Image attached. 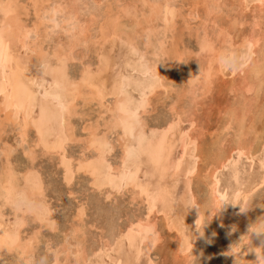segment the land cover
Listing matches in <instances>:
<instances>
[{"label": "bare ground", "instance_id": "bare-ground-1", "mask_svg": "<svg viewBox=\"0 0 264 264\" xmlns=\"http://www.w3.org/2000/svg\"><path fill=\"white\" fill-rule=\"evenodd\" d=\"M60 1L62 0H26L24 4H21L19 0H0L2 16L0 20V139L4 134V125H9L14 133L16 132L15 147L22 148V153L28 163L22 171L20 170L21 172L16 171L13 166L15 164L11 163L15 147L6 143L0 147V264H8V261L11 263L10 260H14L17 264H35L36 250L43 237L40 230L46 229L53 233L57 231V217L54 215L57 211L53 210L46 200L47 187L42 179L45 177H41V172L34 166L40 156L50 160L54 159L55 164L53 161L51 162L55 165L56 171H59L61 176L59 178L61 183L67 187L66 194L69 198H73L75 195L71 186L76 179L83 176L86 177L87 191L94 192L98 198H101L100 202L114 204L118 198L127 196L130 204H142L145 209L143 216H134L135 218L132 220H125V224L121 227L118 226L119 228L112 224L114 221L110 225L111 219H107L110 221L108 226L103 224L104 227H97L100 233L94 242L83 224L87 205L80 204L75 208V212L69 215L71 219L69 220L72 222L70 223L72 226L69 225L72 227L69 236L64 237V240L59 242L53 250L48 244H45L46 250L52 256L47 264H139L143 255L148 257L147 264H157L151 255L160 243L156 227L157 218L163 222L164 226L178 234L176 256L186 253L192 244L194 256H198L203 250L206 254H204L205 257L198 256L199 264H245V262L246 264H257L256 249H259L260 256L264 257V234H252L250 243L241 246L237 253H232L231 248L239 242L243 235L247 234L249 225H245L246 228L244 227L240 234H233L236 232L233 231L224 245L221 243V237L225 233L224 229H233L244 213L240 211V207L238 208L236 203L241 200V206H243L245 201L253 202V198L257 194L264 193V110L257 109L251 104V102L259 100L260 94L264 92V38H260V42H257L258 39H256L260 36L258 33L261 28L257 31L258 36L254 38L255 41L251 38L253 36L247 38L248 34L246 37L242 35L244 39L241 38L243 40L239 42L242 43L241 45L232 42L233 35H225L226 38L222 37L223 40H220L218 34L220 31H217L213 26L212 30L208 31L205 27L207 22H205V26L202 25V30L200 29L202 31L200 37L196 36L198 53L195 55L197 61L195 59V65L189 70L187 79L185 78L188 85L187 93H190L191 96L194 95L195 98H197L196 94L202 97L206 92H209L215 79L223 78L220 74L223 72L222 68L226 67L223 66L226 61H233L240 50L245 49L244 51H246V46L252 45L256 48L257 43L263 42V45L260 44L261 47L259 46L255 51L249 53L250 57L247 60H242L243 67L237 71L239 87L235 84L240 90L238 93L242 96L239 98L241 100H237L236 107L235 105L231 108L229 106V110L221 116L222 125L215 130L216 134L228 135L229 142L228 139L225 140V137L219 136L220 138L216 137L210 147L208 146L209 148L202 151L199 144H196L197 138L188 136L190 133L188 135L186 133L189 138L188 143L184 141L186 138H180L178 144L175 141L179 122H184L187 119L186 117L182 118L185 112H176L175 105L180 101L181 96L176 97L177 89L174 91L175 86L174 88L172 86L174 82L171 83L170 80V83L167 82V76L171 75L170 72H175L171 71V67L173 69L175 64V69H177L185 55L184 50L179 51L180 45L178 48L173 44L176 42L173 40L176 37L175 34V37L171 35L174 27L173 16L171 17L173 0H150V2L136 0L134 4L128 0L130 3L125 1L128 3L127 6H119L121 7H118L119 9L116 7L118 11L114 8L112 12L109 8L107 15L103 12L106 7H103L102 12L106 15L104 19L94 21L93 24L89 23V26L78 20L74 11L68 8L65 1V4ZM258 1L260 2V0ZM248 3L251 4V2ZM106 4L107 2L105 6ZM209 5L210 3L207 5L208 12L212 8ZM220 5L219 3L218 6ZM231 6L236 11L237 8ZM249 6L251 8V5ZM258 6L260 7V3ZM144 7L145 11L141 9ZM77 9L79 10L78 7ZM212 10L211 12H213ZM95 11H92L94 16ZM257 11L259 10L256 9ZM244 12H246L245 9L242 13ZM30 13L34 17L31 21L28 20ZM237 16L233 17L237 18ZM262 17L264 18V15ZM256 22L258 23L257 19ZM233 27L236 28L234 25ZM257 27H261L259 23ZM262 27L264 28V25ZM261 31L264 32V29ZM197 32L199 34V31ZM250 32L251 35L253 32ZM55 34L56 36H54ZM254 34L256 36V32ZM52 36H54L53 40ZM114 37L122 39L129 48V57L127 56L126 63L123 62L127 64L129 71L126 70L123 74L117 75L118 77L113 80L110 87H107L103 76L105 71L111 67L109 59L105 56L108 52L104 54L103 51H100V47L108 38ZM237 38H239L238 34ZM47 40L50 44L52 42L51 46L47 44ZM44 44L49 46L45 47ZM12 46H19L24 51V56L20 57L21 54L19 58L14 56ZM110 48L112 47L110 46ZM89 55L97 58L95 70L92 63L86 61ZM76 62L79 63V67L77 72L73 73L70 70ZM226 65L228 66V64ZM29 68H34L40 78H48L47 88L42 87L41 92L34 90L35 84L28 75ZM158 88L163 89L166 93H175V100L171 101L170 99V108L166 107V109H170L171 116L168 114L170 118L164 124L156 127L157 125H149L147 115L154 110L152 99L156 96L155 92ZM176 88H179L177 83ZM249 93L251 95L245 97L244 94ZM198 101L197 99L195 103L197 104ZM234 102L236 103V101ZM191 103L193 102L191 101ZM249 103L257 110L251 109L248 106ZM89 106L90 108L94 106L92 112L95 110V115L84 118L87 116L84 108H89ZM183 107L180 106L181 109ZM76 118L83 121L84 125L81 131L77 130L73 122L74 119L76 121ZM191 119L193 121V116ZM226 142L229 143L227 149H225ZM72 145L78 146L77 154L72 155L68 151ZM178 148H180V153L175 156ZM115 149L118 150V155L114 162H110V157L112 158ZM243 159L249 165L248 169L242 166ZM198 160L207 161L205 163L208 164L210 162L207 172L203 174L205 175L204 182L200 181L199 170L196 169ZM254 160H257L262 169L258 178L254 174V176L249 175V168L253 166ZM38 166L40 167V165ZM143 167H147L144 172L148 177L146 182L140 180ZM180 175L184 180V186L183 191L178 193ZM226 178L233 180L234 184H230V182L227 185L223 184L225 185L224 189L221 187V179L225 180ZM226 187L230 188L233 205L229 208L223 205L217 213L212 215L208 223L202 227V234L201 229H197L202 217H198L197 209L192 208L191 214L194 216L195 231L187 234L183 214H181L183 210L180 212L178 209L181 206L183 208L192 200L199 202L198 194L202 196V200L200 199L199 202L201 204L209 200L215 203L226 201L228 198ZM193 189H196V193ZM32 201L47 209L46 222H41L39 217L44 214L39 210H36V215L29 212L27 205ZM260 203H264V195ZM256 208H258L257 212L254 211L256 216L249 222L250 224L255 222L258 217L264 216V208ZM126 211L128 210L126 209ZM205 214L207 215V213ZM28 222L35 224L36 229L25 232L24 227L26 228ZM191 234L192 239L190 240ZM67 237L69 240L66 239ZM209 239L211 240L210 244L206 245V241ZM49 241L51 240L49 239ZM45 243L47 242L45 241ZM42 244L44 245L41 242ZM205 247L209 252H205ZM201 255L203 254L201 253Z\"/></svg>", "mask_w": 264, "mask_h": 264}, {"label": "rangeland", "instance_id": "rangeland-1", "mask_svg": "<svg viewBox=\"0 0 264 264\" xmlns=\"http://www.w3.org/2000/svg\"><path fill=\"white\" fill-rule=\"evenodd\" d=\"M21 4H24V1L26 0H19ZM22 1V2H21ZM64 1L67 3L66 5L68 6L69 9H71V11H74L73 13L76 14L78 20L80 22H83L86 26H89L88 24H93L94 21H101L104 19V17L107 15V11L109 10H112V12L114 11V8L117 10V8L119 6H127L128 3L132 2L133 4L135 3L136 0H122L124 2H122L121 0H80V1H75L76 4H74V0H62L60 2H63ZM117 1V2H116ZM127 1V2H125ZM150 2V0H147ZM151 1H154V0H151ZM157 1V0H155ZM160 1V0H158ZM214 3H213V2ZM220 1V2H219ZM73 2V3H72ZM80 2V3H79ZM103 2V3H102ZM107 2L106 6H105V3ZM202 2V3H201ZM204 2V3H203ZM207 2V4H206ZM239 2V3H237ZM247 2V3H246ZM248 2H251L248 3ZM70 3V5H69ZM92 3V4H91ZM99 3V4H98ZM208 3H210V5L212 6V3H213V10L212 8H210L213 12H211V10H209L210 12H208ZM221 4V8H219L220 6H218V4ZM222 3H225L222 5ZM257 5H256V4ZM259 1L258 0H173L172 1V5H171V8H172V11H171V17H172V24L173 26V30H172V33L171 35L175 36L178 38H175L173 39L174 41H176L175 43V46L177 45L178 48H181L179 49V51H182L184 50V57L182 58V60L179 62V67L177 66V69H175V64H174V67L172 69L171 67V71H175L173 73L170 72V77L167 76V82L170 83H173V88L175 86V89L174 91L176 92V97L179 95L181 96L179 98L180 101L177 102V98H176V105H175V108L177 109L176 112H185L182 116V118H185L186 117V121H181L179 122V125H178V130L176 131L175 133V141L176 143L178 144L179 141L181 140L180 138H186L184 141L185 143H188V136H194L197 138V145L199 146L200 149H202V151H204V149H207L210 147V145L212 144V142L214 141V139H216V137L219 139L221 136L222 138L225 137L228 142H229V139L230 137H228V135H224V133H221V134H216L215 130L220 126L222 125V122H223V119L221 118V116L223 115V113L227 112L229 110V106L230 108L232 106L237 105V100H241L239 98H241L242 96L239 95L240 93V90H238V87H239V84H238V70L240 71L241 67H243V61L247 60L249 57H250V52L252 51H255V49L257 47H261V45H263V42L262 43H257L255 45L256 48H254L252 45H248L246 46V51L244 50H240L238 53L241 55L238 54V56L233 59V61H226L223 66H226V67H223L222 68V74H220L221 76H223V78L221 80H218V79H215V81H213L214 83L211 85L210 89H209V92H206L205 95H203L202 97H200L198 94H196V97L194 95L191 96V94L189 95L187 93L188 91V85H187V76L189 74V70L191 69L192 66L195 65V59L197 61V56L195 55L196 53H198V46H197V38L196 36L200 37L201 33H202V28L203 26H205L208 31L212 30V26L217 29V31H220L219 34V38L220 40H223V38H226L225 35L227 36H232V42L234 41V43L238 44V45H241L242 43H239V42H242L244 38L242 37H246V34L247 35V38L251 37L253 38V41H255L254 38H256L258 35H260L258 38V41L257 42H260V38H264V32H262L261 30H263L264 28L262 27L264 24H263V21H264V18L262 17V15H264V5H261L260 3V7L258 6L259 5ZM46 4V3H45ZM65 4V3H64ZM63 4V5H64ZM102 4V5H101ZM113 4V6H112ZM121 4V5H120ZM137 4V3H136ZM135 4V5H136ZM206 4V5H205ZM246 4V6H245ZM248 4V5H247ZM89 5V6H88ZM115 5V6H114ZM198 5V6H197ZM209 5V6H210ZM237 8L236 11L234 8H232V6ZM240 5V6H239ZM251 5V8L250 6ZM71 8H70V7ZM74 6V8H72ZM76 6V7H75ZM96 6V7H95ZM186 6V7H185ZM205 6V8H204ZM215 6H216V9H215ZM226 6V7H225ZM228 6V8H227ZM258 6V7H257ZM77 7L79 8V10L77 9ZM103 7H106L104 8L105 11H103ZM117 7V8H116ZM119 7V8H121ZM176 7V9H175ZM191 7V8H190ZM219 8V11L218 8ZM231 7V8H229ZM246 7V8H245ZM248 7V8H247ZM257 7V8H255ZM263 7V8H262ZM118 8V9H119ZM193 8V9H192ZM197 8V9H196ZM255 8V9H254ZM73 9V10H72ZM139 9V8H138ZM141 9H144V11L146 10L145 7L144 8H141ZM215 9V11H214ZM220 9L221 10V13H220ZM224 9V10H223ZM246 10V12L242 13L243 10ZM253 9V10H251ZM256 9L259 10L256 12ZM96 10L95 12V16L94 14L92 15V11ZM115 10V11H116ZM192 10V11H191ZM231 12H230V11ZM238 10V11H237ZM77 11V13H75ZM106 13H103V12ZM118 11V10H117ZM102 12V13H101ZM235 12V13H234ZM237 12V14H236ZM253 12V13H251ZM79 13V14H78ZM94 13V12H93ZM99 13V14H98ZM208 13V14H207ZM210 13V14H209ZM212 13V14H211ZM218 13V15H216ZM224 13V14H222ZM228 13V15H227ZM261 13V14H260ZM83 14V15H81ZM173 14V15H172ZM259 14L261 15V19L258 17ZM207 15V17H206ZM232 15V16H230ZM237 18H234L236 17ZM79 16V17H78ZM217 16V17H216ZM219 16V17H218ZM227 16V17H226ZM230 16V17H228ZM234 16V17H233ZM31 17V18H29ZM84 17V18H83ZM87 17V18H86ZM90 17V18H89ZM94 17V18H93ZM98 17V18H96ZM82 18V19H81ZM205 18V19H204ZM223 18V19H221ZM228 18V19H227ZM255 20H252L254 19ZM2 19V16H1V12H0V20ZM34 17L33 15L30 13V15L28 16V20H33ZM81 19V20H80ZM176 19V20H175ZM202 19V20H201ZM204 19V20H203ZM215 19V20H214ZM240 20V25L238 23V21ZM256 19L259 23V26L261 27H257L258 26V23L256 22ZM89 20V21H88ZM201 20V21H200ZM229 20V21H228ZM236 20V21H235ZM238 20V21H237ZM87 21V22H86ZM228 21V22H227ZM231 21V22H230ZM260 21V22H259ZM92 22V23H91ZM203 22V24H202ZM205 22H207L205 24ZM210 22V23H209ZM216 22V23H215ZM255 22V23H253ZM82 23V24H83ZM201 23V24H200ZM209 23V24H208ZM238 23V24H237ZM253 23V25L257 26H253L251 25ZM260 23H262V25H260ZM189 24V25H188ZM205 24V25H204ZM211 24V25H210ZM214 24V25H213ZM226 24V25H225ZM242 24V25H241ZM199 25H203L202 27L199 26ZM209 25V26H208ZM230 25H231V28H230ZM233 25L237 28H234ZM208 26V27H207ZM210 26H211V29H210ZM243 26V27H242ZM222 27V28H221ZM182 28V29H181ZM199 28V29H198ZM225 28V29H224ZM254 28V29H253ZM259 28H261V30H259ZM263 28V29H262ZM176 29H178L176 31ZM190 29V30H189ZM198 29V30H197ZM201 29V30H200ZM220 29V30H218ZM230 29V31H229ZM237 30V31H236ZM259 30V33L257 35V31ZM195 31V32H194ZM199 31V34L198 32ZM223 31V32H221ZM236 31V32H235ZM253 32L251 35L249 34V32ZM175 32V33H174ZM188 32V33H187ZM193 32V33H192ZM238 32V33H237ZM241 32V33H240ZM250 32V33H251ZM256 32V36H255V33ZM179 33V34H178ZM223 33V34H221ZM236 33V34H235ZM182 34V35H181ZM186 34V35H185ZM237 34H238V37L237 38ZM263 34V36L261 37V35ZM179 35V37H178ZM189 35V36H188ZM191 35V36H190ZM222 35V36H221ZM244 35V36H242ZM56 36V34L54 35ZM52 36V40H53V37ZM223 37V38H222ZM242 38V39H241ZM113 39V40H112ZM115 39V41H114ZM176 39V40H175ZM180 39V40H179ZM119 40V41H118ZM242 40V41H240ZM264 40V39H263ZM122 43H121V42ZM47 44H49L50 46L52 45V42L50 44V42H48V40L46 41ZM106 43V46H104ZM183 45H182V44ZM261 44V45H260ZM47 45V46H49ZM112 48H110V46ZM180 45V46H179ZM45 47H47L45 44H44ZM250 46V47H249ZM103 47V48H101ZM100 47V51L105 54V56L109 59V64H110V69L105 71V74L103 76L104 79L106 80V86L107 87H110L111 83L113 82V80H115L119 74H123L124 72H126V70L129 71V68L127 67V64H124L123 62L125 61L126 63V60L128 59V55H129V48L124 44V41L120 38L118 39V37H114V38H108L106 41H104L102 43V46ZM110 49H109V48ZM114 47V48H113ZM124 47V49H123ZM183 47V48H182ZM105 48V49H104ZM250 48H251V51H250ZM254 50H253V49ZM15 49V50H14ZM113 49V50H112ZM115 49V50H114ZM118 49V51H117ZM123 49V50H122ZM197 49V50H196ZM126 50V51H125ZM194 50V51H193ZM16 54H15V52ZM22 51V52H21ZM12 52H13V55L16 56L17 58H19V55L20 57H23L24 56V51L20 49L19 46H12ZM100 52V53H101ZM111 52V53H110ZM118 52V53H117ZM124 52V53H123ZM191 52V53H190ZM195 52V53H194ZM19 53V54H18ZM117 55H116V54ZM121 53V55H120ZM245 53V54H244ZM102 54V53H101ZM119 54V56H118ZM191 54V55H190ZM247 54V56H246ZM116 55V56H115ZM123 56V57H122ZM128 56V57H127ZM187 56V57H186ZM246 58H245V57ZM92 55H89V58L86 59V61L88 62H91L92 64V67L94 69V67L96 68V60L97 58L96 57H93ZM187 59H186V58ZM244 57V58H243ZM120 58V59H119ZM122 58V59H121ZM127 58V59H126ZM242 58V59H241ZM92 59V61H91ZM185 59V60H184ZM189 60V61H187ZM239 60V61H238ZM243 60V61H242ZM183 61V62H182ZM237 62V63H236ZM78 64V65H77ZM124 64V65H123ZM228 64V66L226 65ZM236 64V65H235ZM238 64V65H237ZM75 65V66H74ZM94 65V66H93ZM124 67H123V66ZM191 65V66H189ZM235 65V67H234ZM73 68L70 70V71H73V73H76L77 72V69L79 67V63L76 62L74 63L73 65ZM76 67V68H75ZM228 67V68H227ZM128 68V69H127ZM189 68V69H187ZM240 68V69H239ZM33 69V70H32ZM29 68L28 69V75L30 76V79L33 81V83L35 84L33 86L34 90L39 92L40 90L42 91L43 89H41L42 87H45L47 88V82H48V78L45 77V78H40L39 75H37V71L34 69V68ZM118 69V70H117ZM180 69V70H179ZM95 70V69H94ZM116 70V71H115ZM187 70V71H186ZM226 70V71H225ZM108 72V73H107ZM169 72V71H168ZM235 73V74H234ZM38 76V77H34L33 76ZM113 74V75H112ZM168 74V73H167ZM224 74V75H223ZM118 75V76H117ZM110 76V77H109ZM112 76V77H111ZM237 76V77H236ZM233 77V78H232ZM109 78V79H108ZM172 78V79H171ZM186 78V79H185ZM43 79V80H42ZM43 82H42V81ZM170 80V81H169ZM224 80V81H223ZM236 80V82H235ZM110 81V82H109ZM185 82V83H183ZM226 82V83H225ZM230 82V83H228ZM232 82V83H231ZM234 82V83H233ZM176 83H177V87L179 88H176ZM182 83V84H181ZM185 84V85H184ZM238 86H236V85ZM179 85V86H178ZM227 85V86H226ZM228 85H229V89H228ZM233 85V86H232ZM235 85V87H234ZM224 86V88H223ZM237 88V90H236ZM162 89V88H161ZM233 91H232V90ZM157 90H159L160 92H158ZM155 92V95L158 96L156 97H153L154 99H152V108H154V110L152 111V113H149L147 115V120H148V123L150 126H160L162 124H164L171 116V113H170V109H166L167 108H170V105H171V101L172 99L175 100V93H166L164 92V90H160V88H158ZM184 90V91H183ZM40 91V92H41ZM162 91V92H161ZM223 92V93H222ZM239 92V93H238ZM236 93V94H235ZM183 94V95H181ZM207 94V95H206ZM167 95H170L167 97ZM237 95V96H236ZM245 97H249L248 95H251V93L249 94H244ZM262 95V96H261ZM166 96V97H165ZM174 96V97H172ZM264 92H262V94H260L259 96V100H257L256 102H251V104L253 106H255L257 109H263L264 110ZM170 97V98H169ZM186 97V98H185ZM205 97V98H204ZM238 97V98H237ZM251 97V96H250ZM194 98V100L198 99L199 101L197 102V104L195 103L196 100H192ZM203 98V99H202ZM163 99V100H162ZM169 99V100H167ZM171 99V101H170ZM262 99V100H261ZM165 100V101H164ZM182 100V101H181ZM155 101V102H154ZM160 101V102H158ZM170 101V102H169ZM191 101L194 103H191ZM236 101V103L234 102ZM262 101V102H261ZM158 102V104H156ZM185 102V103H184ZM188 102V103H187ZM231 102H232V105H231ZM169 103V104H168ZM181 103V105H180ZM230 103V104H229ZM162 104V105H161ZM178 104V106H177ZM184 107H183V105ZM190 104V105H189ZM202 104V105H201ZM227 104V105H226ZM259 104V105H258ZM156 105V106H155ZM166 105V106H165ZM252 105H250L249 103V107L251 109H254L255 107H251ZM183 107L182 109L180 108ZM187 106V107H186ZM239 106V105H238ZM258 106V107H257ZM193 107V108H192ZM195 108V109H194ZM228 108V109H226ZM254 109V110H257V109ZM86 109V110H85ZM92 109H94V106H89V108H84V110L86 111L85 114L87 115L86 117L84 118H90V117H93V115H95V110H93L92 112ZM164 109V110H163ZM169 110V111H168ZM196 110V111H195ZM156 111V112H155ZM94 113V114H92ZM196 113V114H195ZM167 114V116H166ZM170 116H169V115ZM194 114V115H193ZM89 115V116H88ZM186 115V116H185ZM3 116V114H2ZM1 116V117H2ZM192 116H193V121H192ZM188 117V118H187ZM198 117V118H197ZM224 117H225V114H224ZM223 117V118H224ZM195 119V120H194ZM77 121V122H76ZM76 121L75 119L73 120L75 126L77 127V130L81 131V128L82 126L84 125L83 124V121L80 119H77L76 118ZM189 121V122H188ZM201 121V122H200ZM194 122V123H193ZM152 123V125H151ZM4 134H2L1 136V139H0V147L3 146V143H6L7 145L9 146H13V148L16 146V141H17V136H16V132L14 133L13 129H11V127L7 124L4 125ZM183 126V127H182ZM189 126H190V129H189ZM200 127V128H199ZM202 127V128H201ZM9 128V129H8ZM183 128V129H182ZM200 129V130H199ZM11 130V131H10ZM183 130V132H182ZM198 130V131H196ZM180 132V133H179ZM198 132V133H197ZM204 132V133H203ZM187 133V135H186ZM193 134V135H192ZM204 134V136H203ZM216 134V136H214ZM220 136V137H219ZM6 137V138H5ZM31 137V136H29ZM202 137V139H201ZM4 141H3V140ZM200 139V140H199ZM14 140V141H13ZM16 140V141H15ZM9 141V142H8ZM201 141V142H200ZM11 142V143H10ZM199 142V143H198ZM203 142V143H202ZM226 142V148H229V146L227 147V144L229 145V143ZM14 144V145H13ZM203 144V145H201ZM209 146V147H208ZM15 151L12 155L13 159L11 160V163L12 164H15L13 165L14 168L16 169V171H19L21 172L23 170V168H25L28 163H27V160L25 159V156L24 154L22 153V148L21 147H15ZM19 149V150H18ZM179 149V151H178ZM176 149V152H175V156L179 155L180 153V148ZM18 150V151H17ZM116 151H114V154H112V158L110 157V162H114L117 155H118V150L115 149ZM17 151V152H16ZM20 151V152H19ZM68 151L72 153V155L74 154H77L78 151H79V148L77 145H72L68 148ZM115 156V157H114ZM43 157V156H42ZM41 156L38 157V159L36 161V163H34V166L37 168L38 171H40V175H42L41 177H45V178H42L44 180V183H45V186L47 187L46 188V191H45V195H46V200L48 201V203L50 204L51 208H53V210H56V214H54L57 219H56V222H57V231H55L53 233V231H46L45 230H40V233H41V236L43 235V237L40 239V244L38 246V249L36 250V263L35 264H47L49 262V258H51V253L46 250L47 247L45 244H48L51 248V250L55 249L57 244L59 242H62V240H64V237L66 236H69V233H70V229L72 228V223L70 220V216L69 215H72L74 212H75V208L77 206H79L80 204H84V206H86V214L85 216L83 217V224L86 226L87 228V232H88V235L89 237L91 238V240H93L94 242L96 241L95 238L98 237L99 235V230L97 227H104V225H107L108 226V223L110 222V225L112 223V221H114L112 224L119 228L121 226H123L125 224V220H132L134 219L136 216L138 217L139 215L140 216H143L145 214V209L143 208V205L142 204H130L129 201H128V197L127 196H124V198H118V200H116L113 203H110V202H100L101 201V198H98V196L93 192H90V190L87 191V188H88V185H87V182H86V177H79L78 179H76L75 183H73V185L71 186L72 190L75 192V195L73 198H69V196L66 194V191H67V187L65 185H63V183H61V176L59 175V171H56V167H55V162H54V159H48L47 157H43L42 158ZM23 161H25L23 163ZM53 161V162H51ZM245 161V162H243ZM207 161H203V160H198L196 163V169H198V173L200 174V181L201 182H204L203 180V177L205 175L207 170H208V166L210 165V162L209 164L208 163H205ZM253 166L249 168V175L251 176H254L256 175V177L258 178L262 172V169L259 167L258 165V162L257 160H254L253 161ZM258 166H256L255 165ZM0 164H1V159H0ZM207 166H206V165ZM40 165V167L38 166ZM38 166V167H37ZM242 166L246 167V169H248L247 166H249L248 164H246V160H242ZM16 167H19L18 169ZM41 168V169H39ZM202 168V169H201ZM204 168V169H203ZM43 169V170H42ZM21 170V171H20ZM147 170V167L142 169V172L140 174V180L142 182H146L147 180V176L145 175V171ZM205 172H204V171ZM55 172V173H54ZM57 172V173H56ZM44 173V175H43ZM58 174V175H56ZM254 174V175H253ZM60 177V178H59ZM146 177V178H145ZM255 177V178H256ZM60 179V180H59ZM145 179V180H144ZM155 178L153 177V180ZM50 181V182H49ZM221 187H223L225 189V185L223 184H226L228 182L233 183L234 181L226 178L225 180L221 179ZM225 181V182H224ZM184 180L183 178L179 177V184H178V188H177V191L178 193H181L183 191V186H184ZM57 183V184H56ZM234 184V183H233ZM232 184V185H233ZM50 185V187H49ZM182 186V187H181ZM234 187V186H233ZM50 188V189H49ZM230 188L226 187V195L228 194V198L227 200L225 201L226 204H225V207L226 208H229L231 205H233V199L231 197V194H230ZM264 189V188H263ZM194 192L196 193V189H193ZM48 192V193H47ZM229 192V193H228ZM90 193V194H89ZM261 193V192H260ZM49 196H48V195ZM65 195V196H64ZM67 195V196H66ZM79 195V196H78ZM82 195V196H81ZM89 195V196H88ZM264 195V193L262 192L261 194H257L254 198H253V207L250 208L248 211L242 213V216L239 218V220L237 221L236 225H235V228H236V232H234L233 234H240V232L242 230H244V227L245 225H249L251 222V220H253V218H255L256 216V213L257 212V209L256 207H258L257 205L259 204V202L262 200V196ZM78 196V197H77ZM91 196L92 199H91ZM199 196V197H198ZM50 197V198H49ZM97 197V199H96ZM260 197V199H259ZM88 198V199H87ZM94 198V199H93ZM74 199V200H73ZM202 200V196L201 195H197V200L200 202ZM230 199V200H229ZM259 199V200H258ZM92 200V201H91ZM95 202H94V201ZM232 200V201H231ZM89 203L90 201V204H88L87 202ZM120 201V203H119ZM125 201V202H124ZM231 201V202H230ZM257 201V202H256ZM86 204H85V203ZM100 202V203H99ZM128 202V203H126ZM229 204H228V203ZM252 202V203H253ZM92 203V204H91ZM231 203V204H230ZM96 204V205H95ZM107 204V205H106ZM110 204V205H109ZM237 207L239 208L241 206V200L238 201L237 203ZM93 206V207H92ZM96 206V207H95ZM100 206V207H98ZM179 206V205H178ZM178 206H177V209H178ZM109 207V208H108ZM180 207V206H179ZM182 207V206H181ZM179 208L178 210L180 212H182L181 210H183V212L181 214H183V219H184V223H185V226H186V230L185 232L187 234H190V233H194L195 231V223H194V216L193 214H191V209H189L187 211L186 208ZM97 208V209H96ZM126 209L128 211H126ZM97 210V211H96ZM107 210V211H106ZM102 211V212H101ZM255 211V212H254ZM109 212V213H108ZM127 214H126V213ZM137 212V213H136ZM141 212V213H140ZM248 212V213H247ZM253 212V213H252ZM101 213V214H100ZM111 213V214H110ZM114 213L115 215L113 216ZM129 213V214H128ZM134 214V215H133ZM246 214H249V215H246ZM254 214V215H253ZM110 215V216H109ZM244 215V216H243ZM247 217H246V216ZM113 216V217H112ZM135 216V217H134ZM186 216V217H185ZM251 216V217H249ZM12 217V216H11ZM10 217V218H11ZM59 217V219H58ZM87 217V218H86ZM109 217V218H108ZM125 217V218H124ZM127 217V218H126ZM129 217V218H128ZM158 217V216H157ZM160 217V216H159ZM243 217V218H242ZM63 218V219H62ZM118 218V219H117ZM187 218V219H186ZM249 218V219H248ZM251 218V219H250ZM70 219V220H69ZM110 221H108V220ZM186 219V220H185ZM246 219V221H245ZM85 220V222H84ZM88 220V221H87ZM158 222V223H157ZM193 222V223H192ZM29 224L26 226V228L24 227V231L27 232V231H33L34 229H36V225L31 223V222H28ZM91 223V224H90ZM94 223V224H93ZM106 223V224H105ZM161 223V224H160ZM246 223V224H245ZM249 223V224H248ZM93 224V225H92ZM97 224V225H96ZM104 224V225H103ZM156 227H157V231L159 232V246H157V249L155 252H152V258L155 259V261L157 262V264H179V263H182L183 262V258L181 259V257H183L182 254H177V246H178V234H176V231L174 230H170L168 229V227L164 226L163 222L159 220V218L156 219ZM159 224V225H158ZM187 224V225H186ZM189 224H190V227H189ZM60 225V226H59ZM71 225V226H69ZM162 225V226H161ZM244 225V226H243ZM119 226V227H118ZM159 226V227H158ZM28 227V228H27ZM94 227V228H93ZM62 228V229H61ZM64 228V229H63ZM246 228V227H245ZM91 229V230H89ZM61 230V231H60ZM63 230V231H62ZM225 230V233L224 235L221 237V243L222 245H224L226 239L230 236V234L233 232L232 229L228 228V229H224ZM246 230V229H245ZM165 231V232H164ZM62 232V233H61ZM67 232V233H66ZM56 233V234H55ZM161 234V235H160ZM69 237H67L66 239H68ZM49 239L51 241H49ZM175 239V240H174ZM45 241L47 243H45ZM210 239L206 241V245L210 244ZM41 242L44 243V245L42 244L41 245ZM52 242V243H51ZM55 242V243H54ZM91 244V243H90ZM42 246V247H41ZM48 246V247H49ZM173 247V248H172ZM215 248V247H214ZM213 248V249H214ZM47 251H45V250ZM173 249V250H172ZM205 252H209V250H206L207 248L205 247ZM170 250V251H169ZM202 251V250H201ZM158 253V254H157ZM168 253V254H167ZM201 253L203 255H201ZM198 254L199 257H205V253H204V250ZM205 254V255H204ZM201 255V256H200ZM175 259H174V258ZM38 258V259H37ZM147 258L146 255H143L141 256V259L140 261L142 260L141 262H139V264H147ZM173 258V259H172ZM178 258V259H177ZM181 259V260H179ZM11 263L8 261L7 263L8 264H17L14 260H10ZM179 261V262H178ZM14 262V263H13ZM200 262V261H199ZM184 263V262H183ZM182 263V264H183Z\"/></svg>", "mask_w": 264, "mask_h": 264}, {"label": "clouds", "instance_id": "clouds-1", "mask_svg": "<svg viewBox=\"0 0 264 264\" xmlns=\"http://www.w3.org/2000/svg\"><path fill=\"white\" fill-rule=\"evenodd\" d=\"M260 3L261 5H264V0H260ZM225 204H226L225 201H220L219 203H215L212 200H209L208 202L201 204L195 200H192L191 202L184 205V207L187 209V211L192 208L197 209L198 217H202L200 225L197 229H201V234H202V227L206 225L208 221L211 219L212 215L217 213V211ZM257 206L264 208V203H260ZM252 207H253V203L251 200L245 201L243 206H240V211L246 212ZM205 213H207V215ZM232 230L233 231L236 230L235 226H233ZM252 234H256V235L264 234V216L258 217L255 222L249 224L247 234L243 235L240 238L239 242L231 248V252L237 253L240 251L241 246L249 244L251 241ZM191 239H192V234L190 240ZM256 251L258 253L257 264H264V257L260 256V250L256 249ZM183 262L184 264H199V257L194 256L192 254V244L191 247L188 249V251L183 254Z\"/></svg>", "mask_w": 264, "mask_h": 264}, {"label": "snow or ice", "instance_id": "snow-or-ice-1", "mask_svg": "<svg viewBox=\"0 0 264 264\" xmlns=\"http://www.w3.org/2000/svg\"><path fill=\"white\" fill-rule=\"evenodd\" d=\"M27 207L29 212L32 213L33 215L37 214L36 210H39V212L43 213L44 215L40 216L39 218L41 219V222H46L48 213H47V209L44 208L43 205H37L35 201H32L27 205Z\"/></svg>", "mask_w": 264, "mask_h": 264}]
</instances>
